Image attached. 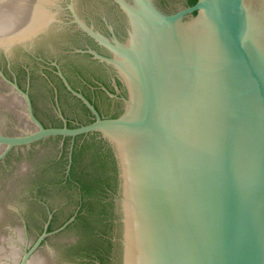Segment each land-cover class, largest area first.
Instances as JSON below:
<instances>
[{
	"label": "water",
	"instance_id": "water-1",
	"mask_svg": "<svg viewBox=\"0 0 264 264\" xmlns=\"http://www.w3.org/2000/svg\"><path fill=\"white\" fill-rule=\"evenodd\" d=\"M113 1L0 0V264H264V0ZM100 138L116 194L72 222Z\"/></svg>",
	"mask_w": 264,
	"mask_h": 264
},
{
	"label": "flooded vegetation",
	"instance_id": "flooded-vegetation-1",
	"mask_svg": "<svg viewBox=\"0 0 264 264\" xmlns=\"http://www.w3.org/2000/svg\"><path fill=\"white\" fill-rule=\"evenodd\" d=\"M115 5L116 7H118V5L116 4V2H114L113 0H111ZM188 3V1H187ZM187 3H185L182 7L184 6H187ZM119 8V7H118ZM71 21H73L72 19H70ZM79 30L81 33H83L85 36H87L89 39H91L95 45L97 47L95 48H92L93 50H95L96 52H98L99 54H102V55H106V56H110V52L105 48L103 47L102 45H100L98 42H96L91 36H89L85 31H83L79 26H78ZM107 28V27H106ZM115 33V32H114ZM107 35L109 37H111L113 35V31L111 32L110 29L107 28ZM107 36V37H108ZM117 36V35H116ZM100 48H103L104 52H102L100 50ZM80 49H87L86 46H83L82 48ZM81 53V52H79ZM84 53L85 55H87L91 60H93L94 62H97L100 66L103 67V72L106 74V76L108 77L107 79H99V78H96V79H86L84 77H79L80 78V81H81V84H82V88H76L74 86L71 85V87L76 90L77 92L81 93L93 106L94 108L97 110L98 114L102 117V118H111V117H115L117 115L115 114H112V115H103L99 106H98V103H97V97L102 95L104 96L106 99H109V100H115L117 102H120L122 103L123 102V98L126 97V93L124 92V84L122 82V80L120 79L117 71L109 64H106L105 62H101L99 61L98 59L94 58L91 54L89 53H86V52H82ZM53 66V72L55 73H58L59 71H61L56 65H52ZM66 78V77H65ZM107 92H110L112 94L109 95ZM76 97V96H75ZM77 100L82 104V106L87 109L89 112L90 110L87 108V106L79 99L77 98ZM61 114L63 115L64 117V114L61 112ZM91 114V119L93 120L94 119V116L93 114L90 112ZM91 120V121H92ZM43 125V124H42ZM67 127H70L68 126V124L66 123L65 124ZM63 126V125H62ZM78 126V125H77ZM75 127V126H73ZM100 141L109 148L108 144L103 141L102 138H100ZM75 143V142H74ZM74 145V144H73ZM84 144L81 145V147H83ZM80 147V146H78ZM73 148V147H72ZM111 150V149H110ZM72 152V151H71ZM69 172V170H68ZM68 172H66V179H67V174ZM105 174L108 176V172L105 171ZM111 176V175H109ZM116 178H117V175H116ZM105 190V189H104ZM103 194H105V198L104 199H114L115 197V194H116V190L115 189H106L105 192L103 191ZM81 195V194H80ZM104 197V196H103ZM80 204H81V199H80V203L79 205L77 206L76 210L74 212L77 213V210L79 209L80 207ZM49 225V224H48ZM48 228V226H47Z\"/></svg>",
	"mask_w": 264,
	"mask_h": 264
},
{
	"label": "trees",
	"instance_id": "trees-1",
	"mask_svg": "<svg viewBox=\"0 0 264 264\" xmlns=\"http://www.w3.org/2000/svg\"><path fill=\"white\" fill-rule=\"evenodd\" d=\"M196 0H189L187 3L188 5H192L195 3ZM83 147H78L76 143H74L72 152H71V163H70V168L69 172L67 174V180L76 184L79 192L81 194V204L79 209L77 210V213L75 215V218L73 219L72 222L76 221L79 219L82 215L81 211L84 208L85 204L87 203L83 198L91 194V192H96L100 188L105 192V190L108 189H115L114 185H116L117 178H116V166H115V161L112 155V152L110 148L107 149L106 155L109 157V162L107 163L108 165H105V163H101L98 166L101 168L97 170L96 172L94 171L93 174L89 175L87 170L83 171V166L81 165L80 158L83 154ZM105 156V154H104ZM99 161H102L100 158ZM80 162V163H79ZM111 168L112 170V175L107 176L105 174V169ZM82 169V170H81ZM111 181H114L115 184L112 185ZM105 189V190H104ZM72 214H70L68 217H70ZM71 222V223H72ZM70 224V223H69ZM47 230H50V225H48Z\"/></svg>",
	"mask_w": 264,
	"mask_h": 264
},
{
	"label": "clouds",
	"instance_id": "clouds-1",
	"mask_svg": "<svg viewBox=\"0 0 264 264\" xmlns=\"http://www.w3.org/2000/svg\"><path fill=\"white\" fill-rule=\"evenodd\" d=\"M8 208L10 211L16 212V213H18L21 210L20 208H18L16 205H13V204H9Z\"/></svg>",
	"mask_w": 264,
	"mask_h": 264
}]
</instances>
